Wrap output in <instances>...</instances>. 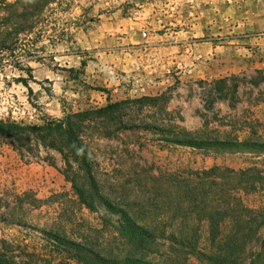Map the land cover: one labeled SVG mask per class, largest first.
<instances>
[{
    "label": "rangeland",
    "instance_id": "374dc122",
    "mask_svg": "<svg viewBox=\"0 0 264 264\" xmlns=\"http://www.w3.org/2000/svg\"><path fill=\"white\" fill-rule=\"evenodd\" d=\"M53 9L31 21L34 32L16 45L1 52L0 44V121L40 127L122 104L83 125L97 185L111 199L144 197L143 186L126 185V179L143 181L161 173L196 181L197 173L215 167L256 168L264 178L262 149L200 151L162 141L177 130L196 138L264 144V0H63ZM29 70L34 76L28 83L31 93L19 82L28 79ZM37 155L23 160L11 145L0 142V195L10 196L15 205L30 192L42 201L36 210L32 198L24 199L18 217L27 226L0 225V243L14 242L20 245L17 253L33 255L22 256L27 264L68 262V254L53 253L45 235L52 230L95 251L119 249L117 215L94 197L88 199L87 175L72 155L71 167L56 151L40 148ZM72 179L85 188L93 211L81 202ZM214 181L223 188L228 183ZM235 194L261 216L221 220L224 236L215 243L208 221L191 220L184 227L198 226L196 245L184 248L160 240L149 260L211 264L196 253L215 255L219 250L229 252L234 262L263 259L259 246L232 255L225 238L238 227H258L264 238V190ZM225 200L221 191L207 197L216 212ZM176 225L167 229L168 238L186 231Z\"/></svg>",
    "mask_w": 264,
    "mask_h": 264
},
{
    "label": "trees",
    "instance_id": "16d2710c",
    "mask_svg": "<svg viewBox=\"0 0 264 264\" xmlns=\"http://www.w3.org/2000/svg\"><path fill=\"white\" fill-rule=\"evenodd\" d=\"M61 3L63 0H14L12 2L0 0L1 52L6 49L8 44L16 45L21 36L32 34L34 27L30 22L39 19L44 13H54L53 7L59 6ZM33 80L32 70H29L28 79H21L19 82L31 93L32 89L28 83ZM227 82L228 80L222 81L225 84ZM121 105H110L100 110L74 114L68 116L64 121H55L40 127L0 121V142H7L11 145L23 160H27L29 156L39 158L38 151L43 148L59 153L66 165L71 167L72 161L69 162V155H72L78 169L87 175L92 190V195H89L88 199L91 200L94 197L101 206L117 215L118 219L114 230L122 244L119 249L114 248L107 252L95 251L87 243L69 239L56 230L45 232L48 240L52 242L55 248L53 253L56 256L62 257L68 254V262L60 261V264H155L149 259L155 254L154 247L160 240H169L173 245L184 248L196 245L199 236L198 229H196L198 226L184 227L189 226L186 223L192 222L191 220L199 223L208 221L211 225L210 236L215 243L224 236L220 227L221 220L232 218L238 222H243V214H245V219L249 221L254 220V215H257L258 218L261 216L253 209L246 207L240 196L235 194L236 191L250 193L264 190V185L259 183L264 178L261 177V171L256 168L235 171L215 167L209 171L197 173L195 175L196 181L163 173L143 181L127 178L126 185L138 182L143 186L141 189L145 193L144 197L131 199L106 197L97 185L93 168L89 163L91 158L85 142L86 135L83 131V125L96 118L106 116L110 111L120 109ZM74 120L80 124L75 125ZM163 133L169 134L165 130ZM171 136L173 138L162 141L200 151L212 147L222 150L227 146L248 150L262 149L264 151V144L251 141L196 138L190 133H179L177 130H173ZM218 179L228 182L224 185L226 189L214 181ZM71 183L83 205L93 211L94 207L85 199L87 195L85 188L79 187L75 179H72ZM216 191H221L226 199L223 208L217 212L211 207V204L207 203V197ZM27 198H32L31 206L34 209L41 208L42 201L32 192L24 194V197L19 198L20 201L17 199L19 202L16 205L13 204L10 196L0 195V225L27 226L28 223L18 217V210L22 212V202ZM142 206L154 207V210H135L136 207ZM156 207H170L171 210H159ZM175 224L186 228V231H181L180 235L174 233L169 239L167 229L175 228ZM259 231L258 227L256 229L238 227L228 232L225 240L231 245L230 250L233 249L232 255L235 253L242 255L244 250H249L248 247L253 250L259 246L261 249L259 255L263 258L264 238L259 235ZM19 249L20 245L16 246L14 242L2 241L0 243V264H27L26 261L22 260V256L27 258L26 256L32 257L33 255L26 253L25 256L22 253H17ZM196 255L206 259L211 264L246 263L244 258L237 262L230 261L229 252L225 254L224 250H219L215 255H206L198 251ZM247 264H264V258L251 260Z\"/></svg>",
    "mask_w": 264,
    "mask_h": 264
}]
</instances>
